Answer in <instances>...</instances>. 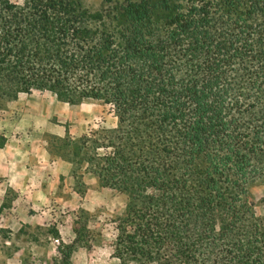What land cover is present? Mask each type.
<instances>
[{
    "label": "trees",
    "instance_id": "1",
    "mask_svg": "<svg viewBox=\"0 0 264 264\" xmlns=\"http://www.w3.org/2000/svg\"><path fill=\"white\" fill-rule=\"evenodd\" d=\"M34 90L118 117L48 149L126 194L121 264H264V0H0V92Z\"/></svg>",
    "mask_w": 264,
    "mask_h": 264
},
{
    "label": "rangeland",
    "instance_id": "2",
    "mask_svg": "<svg viewBox=\"0 0 264 264\" xmlns=\"http://www.w3.org/2000/svg\"><path fill=\"white\" fill-rule=\"evenodd\" d=\"M102 1L83 0L91 10ZM0 117L7 119L8 135H20L33 154L27 163L14 164L11 176H0V264H121L113 242L126 194L102 186L86 165L80 169L48 149L51 136L116 127L112 107L95 100L71 104L51 91L17 97L0 92ZM5 140L0 135V146ZM43 150L50 161L42 158ZM76 172L83 173L84 195ZM250 197L264 216V182L250 186Z\"/></svg>",
    "mask_w": 264,
    "mask_h": 264
},
{
    "label": "crops",
    "instance_id": "3",
    "mask_svg": "<svg viewBox=\"0 0 264 264\" xmlns=\"http://www.w3.org/2000/svg\"><path fill=\"white\" fill-rule=\"evenodd\" d=\"M4 135L6 140L4 145L0 146V176L9 177L12 172L15 171V165L17 162L27 163L29 158L33 156L30 146L23 142L20 135H8L7 119L6 117H0V135ZM42 158L50 161L51 158L46 150L42 151ZM34 162L36 159H33ZM3 164V166L1 165Z\"/></svg>",
    "mask_w": 264,
    "mask_h": 264
}]
</instances>
